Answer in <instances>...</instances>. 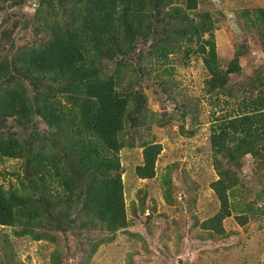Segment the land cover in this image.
<instances>
[{
    "label": "rangeland",
    "instance_id": "374dc122",
    "mask_svg": "<svg viewBox=\"0 0 264 264\" xmlns=\"http://www.w3.org/2000/svg\"><path fill=\"white\" fill-rule=\"evenodd\" d=\"M40 1L0 0L1 56H11V49L44 37L46 31L38 28L34 17ZM76 1L57 3L70 8ZM164 1L155 31L135 34V52L131 62L125 61L129 65L117 66L115 60L102 62L106 74H120L121 89L127 91L133 84L145 94L147 117L127 126L117 153L124 224L108 228L105 220L95 216L90 228L71 229L62 224L60 229L44 212L63 207L62 221L68 217L79 220L74 226L84 217L78 213L79 193L90 177L78 175L77 162L78 149L87 139H80L75 131L69 141L60 138L55 147L48 141L45 146L52 148L48 158H62L71 149L69 160L75 171L66 174L67 182L48 177L45 183L38 182L27 177L25 158L0 156V185L18 195L23 193L30 201L29 210L20 212L17 224L0 225V264H264V151L262 156L247 153L229 165L240 182L228 191L230 214L221 216L220 200L211 186L217 173L210 146L212 125L235 113L252 78H264V0ZM189 3H194L193 7H188ZM174 8L195 20L206 14L210 29L202 35L205 41L198 38L189 42L170 34L169 52L162 56L161 48L154 50L152 43L163 40L162 24L175 16ZM67 12L59 10L56 17L47 15L46 20L57 18L63 23ZM170 31L172 28L166 27L165 33ZM210 33L217 62L214 66L211 60L212 67L225 73L234 59L241 67L239 74L231 75L226 89L231 96L208 83L212 67L204 64L198 47L204 44L208 49ZM2 75L1 71L0 82L5 81ZM28 85V100L34 102L33 87ZM57 97L65 104L62 96ZM20 123L12 115L4 128L17 137L29 129H39L42 137L47 132L54 135L38 115ZM149 141L159 143L161 150L154 175L141 178L136 167L143 163V143ZM92 177L99 180L101 176L92 171ZM59 195L66 199L65 207L56 198ZM239 215L247 217L244 223Z\"/></svg>",
    "mask_w": 264,
    "mask_h": 264
},
{
    "label": "trees",
    "instance_id": "16d2710c",
    "mask_svg": "<svg viewBox=\"0 0 264 264\" xmlns=\"http://www.w3.org/2000/svg\"><path fill=\"white\" fill-rule=\"evenodd\" d=\"M57 2L41 0L36 8L34 17L39 22L38 28L47 32L43 38L11 49V56L0 55L1 77L5 75V81L0 82V156L25 158L28 161L26 170L30 173L27 177L30 175L38 182L45 183V177L67 182V175L71 170L75 171L74 163L69 160L71 149L63 155L58 153L62 158L53 155L48 158L47 153L52 152V148L46 149L45 146L48 141L55 147L56 140L68 139L77 131L80 139H87L78 149L77 162L78 175L90 177L79 193L78 213L84 217L79 225L74 226L72 224L79 220L68 217L67 221H62L65 218L63 207H51L44 212L60 229L64 228L62 224L71 229L90 228L95 216L105 220L108 228H115L124 224L117 156L123 146L121 137L127 126L137 125L147 113L144 92L133 84L127 91L121 89L120 74H106L102 62L115 60L117 66L129 65L125 61L131 62L129 60L135 52V34L144 36L155 31L160 23V9L166 1L77 0L70 8ZM193 5L189 3L187 6ZM59 10L68 11L63 23L57 18L46 20L47 15L56 17ZM173 14L175 16L166 21L170 23L162 24L163 40L160 38L152 43L154 50L161 48L162 56L169 52L167 46L171 43V35L176 34L191 42L202 39L203 33L210 29L205 22L206 14L197 20L189 18L179 8H174ZM178 25L182 26L177 28ZM166 27L172 28L168 34L165 33ZM210 38L211 33L206 39L210 42L207 50L204 44L198 47L207 67H212L211 60L215 61L214 66L217 65ZM137 70L134 69V74L138 73ZM210 70L212 75L208 83L211 88H219L231 96L232 92L226 89L231 75L241 72L238 61L230 60L225 73L216 71L215 67ZM27 80L33 87L34 102L28 100ZM246 90L248 93H243V103L237 105L235 113H228L214 123L210 132L213 166L217 173L211 186L220 200L221 216L230 214L228 191L232 192L240 182L236 171L229 165L247 153L262 156L264 151V78L257 81L252 78ZM57 95L66 100L65 104L57 100ZM12 115L17 123L30 122L34 115H38L47 131L51 128L50 133L57 137L48 136V132L42 137L39 129H29L25 135L17 137L10 129L4 128ZM143 146V163L136 167V174L151 178L161 145L149 141ZM92 171L100 174L99 180L92 177ZM56 198L66 206L64 196ZM27 203L30 201L23 193L18 195L0 185V225L17 224L20 212L28 209ZM237 217L241 218V223L247 219L244 215Z\"/></svg>",
    "mask_w": 264,
    "mask_h": 264
}]
</instances>
